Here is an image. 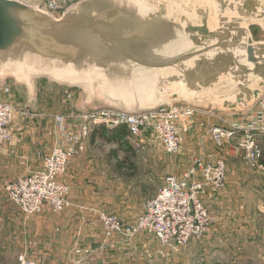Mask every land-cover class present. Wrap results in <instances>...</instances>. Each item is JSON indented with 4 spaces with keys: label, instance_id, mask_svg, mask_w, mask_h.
Returning a JSON list of instances; mask_svg holds the SVG:
<instances>
[{
    "label": "water",
    "instance_id": "95a60500",
    "mask_svg": "<svg viewBox=\"0 0 264 264\" xmlns=\"http://www.w3.org/2000/svg\"><path fill=\"white\" fill-rule=\"evenodd\" d=\"M255 24L264 29V0H78L58 15L0 0V88L27 87L32 112L40 79L82 88L83 109L98 99L139 113L184 100L247 111L264 94Z\"/></svg>",
    "mask_w": 264,
    "mask_h": 264
},
{
    "label": "rangeland",
    "instance_id": "374dc122",
    "mask_svg": "<svg viewBox=\"0 0 264 264\" xmlns=\"http://www.w3.org/2000/svg\"><path fill=\"white\" fill-rule=\"evenodd\" d=\"M37 1L40 2L42 0ZM30 3L37 4L36 2ZM250 27L251 33L256 40H264V29L260 25L255 24ZM248 80V84L251 87L257 88L259 86L260 82L254 79V76ZM10 81L12 80L7 81V85ZM7 85L2 87V89H6ZM81 92H84V90L80 87L55 84L54 88L49 89L43 86L40 96L44 98V110H39V116L33 117L31 108L22 109L27 110L30 113L29 116H24L21 113L20 116L17 113V116L20 117L17 121L29 123L36 122L35 120L38 119L37 121L43 125L44 132L47 135L43 143L41 142L42 153L48 154L59 147L65 138V132L67 133L71 130L78 131L80 129L83 122V120L80 121V118L85 114L84 110H87L86 113H88L109 108L107 106H100L103 104V101L97 99L94 100V105L84 104L83 109L85 95H81ZM99 93H101V89H99ZM263 102L264 94L247 111L214 113L205 108V106H199L197 102L188 103L180 100L179 103H175L177 104L175 106L194 107L197 111H200L192 124L194 125L192 131H184L185 129L181 131L182 136L184 135V150L176 154L160 152L155 158H151L149 162L151 166L146 164L137 166V154L130 147L131 150L129 152L126 153L124 151L125 153H120V155L121 157H126L128 159L126 162H129L132 167L120 170L118 169L117 162L113 161L111 162V166L114 168L107 169L102 174V164L105 163L102 161L104 158L100 156L102 154L109 155L113 147L100 142L99 146L92 147L89 152V155L93 154L96 156L92 165H87L86 167L82 162L83 160L80 162L79 173L76 175L78 177L73 187L75 188V192H79V197L76 200L83 204V206L89 205V207L104 208L107 212L115 213L119 217L121 215L118 211H111L109 207H120L122 209L127 204H131L137 208L135 212L138 218L143 213L145 204L155 197L153 192L155 181L160 185L170 174L182 175L185 170L193 165L196 157L205 156L201 153L202 151H206L207 153L210 150L212 151V141L214 140L211 130L213 128L245 120L247 117H250V112H253L254 108L257 109L260 103L262 104ZM98 106L101 108H93ZM60 116L65 118L63 122L57 120V117ZM224 141L226 142L223 146L224 151L222 152V156L225 157L227 162V179L225 186L221 190H214L208 195L206 194L207 197L214 195L208 203L205 196V202L211 211V222L208 230L204 234L192 238L188 245L180 250H173L160 243L157 244L150 239L147 243H144V237H137V264H264V176L249 166L239 138L230 139L229 136H226ZM75 155L72 154L69 157L68 168L71 158ZM209 161L213 160L209 159ZM41 162L42 164L38 169L42 168L43 159ZM74 162L77 161L75 160ZM38 165L39 162L30 163L31 167ZM0 170L3 171V175H9L15 174V172L21 169L20 167L12 168L11 162H6L0 164ZM148 177L153 180H148ZM63 180L68 183L64 177ZM89 182H93L94 186L92 184L89 185ZM138 185H141V188ZM72 190L74 191L71 186L68 204L64 211L62 213H54L48 210L47 213L50 216L64 220L68 219V208L72 204L70 198ZM2 191L4 192V189L0 190V198L3 196ZM4 195L6 197H2V200L0 199L1 214H4L2 208L5 206L2 203L11 202L5 192ZM107 204L108 206H104ZM81 212H84V210L76 211V213H79V216H83ZM121 212L133 213V211ZM89 213L93 218V232L95 236L101 235L102 226L98 223L99 218L96 211L89 210ZM121 219L124 221L123 218ZM66 228L69 229V227ZM67 232L65 230V233ZM100 240L101 238H97L92 243V246H88L94 251V255L85 264H117L112 260V255L111 259L108 260L110 257L109 251L100 249L102 246ZM143 243L146 247H143ZM7 245H9V242L1 239L0 234V264H20L19 258H7L5 252ZM16 246H20V243H16ZM74 259L75 253L71 260L74 261ZM73 261L71 264H73Z\"/></svg>",
    "mask_w": 264,
    "mask_h": 264
},
{
    "label": "built area",
    "instance_id": "2783aa9c",
    "mask_svg": "<svg viewBox=\"0 0 264 264\" xmlns=\"http://www.w3.org/2000/svg\"><path fill=\"white\" fill-rule=\"evenodd\" d=\"M24 1L36 2L48 11L61 14L78 0ZM0 93L8 97L0 98V153H3L14 141L12 124L16 114L20 112L29 116L30 113L19 110L12 98V86L3 88ZM198 113L200 111L194 107L183 106H164L139 113L113 108L90 111L82 115L83 122L78 131L65 132L61 145L43 155L42 168L9 180L5 183L4 192L27 219L48 210L62 213L71 192V186L63 180L69 157L85 151L93 127H126L131 148L138 156L146 158V146L153 142L166 153H180L183 150L181 131L185 124L190 126L196 120ZM57 120L63 122L65 118L60 116ZM229 125L211 130L216 146L223 148L226 136L230 139L239 138L249 166L264 176V102L250 112V117ZM226 179L227 162L223 156L213 161L207 160L205 156H198L182 175L170 174L166 177L155 197L145 204L143 213L134 223L123 221L115 213L93 209L98 215V223L102 226L101 236L104 240L117 237L130 240L145 234L154 237L163 246L180 250L192 238L208 230L211 211L205 202V196L211 191L221 190ZM74 253L73 264H85L94 255V251L85 246L76 248ZM19 260L20 264H39L24 255Z\"/></svg>",
    "mask_w": 264,
    "mask_h": 264
},
{
    "label": "crops",
    "instance_id": "0c3cea01",
    "mask_svg": "<svg viewBox=\"0 0 264 264\" xmlns=\"http://www.w3.org/2000/svg\"><path fill=\"white\" fill-rule=\"evenodd\" d=\"M54 85L55 83L50 85L49 81L46 79H40L38 81L37 112H31L33 117H38L40 114L38 113L39 110H44V98L40 96L43 86L52 89L54 88ZM7 86H12L13 88L12 98L15 100L17 107L20 110L27 108L25 106V98L28 92L27 87H24L22 91H19L13 79L10 81V83H8ZM0 98L8 99L6 94L2 93H0ZM18 114H20V112ZM17 119H20V117H18L16 114L15 120L12 124L14 141L6 147L3 153H0V164L11 162L12 168L20 167L21 170L15 172V174H9L10 176L8 174L3 175V171L0 170V190L4 189V184L9 180L17 178L18 176L26 175L30 171L38 169L42 164V157L45 154V152H41V144L47 135L44 132L43 125L37 121V118V120H35L36 122L29 123H22V121H17ZM192 124H190V126L185 125L184 131H192L194 126ZM108 130L105 127H93L91 131L92 135H90V138L88 139L85 151L78 153L71 158L69 168L64 176L65 180L68 181V183L72 186V189H74V191L72 190L70 197L72 204L68 208V219L64 220L52 217L47 213V211L43 215H38L36 217L27 219L23 216L18 207H16L10 201L7 203H2L5 204V206L2 208L5 215L0 213V234L1 239H4L5 242H9V245H7L5 248L7 258H20L24 255L28 259H34L38 261L39 264H71L73 261L71 259L74 256V251L76 248L80 246H92V243L96 241L97 238H101L100 241L102 242V246L100 249L110 252V257L108 260L111 259L112 255V260L117 264H137V237H144V243H147L150 239L159 244V242L154 237L145 234L137 235L130 240L123 239V237L104 240L101 236L102 234L95 236L93 232V218L91 217L89 210L92 211L93 209L98 208L94 206L89 207V205L83 206V204L76 200L79 197V192H75V188L73 187L78 177H76V175L79 173L81 166L80 162L83 160L82 162L86 167L87 165L91 166L96 156L93 154L89 155V152L91 151L92 147L99 146L100 142L107 146H112V150L118 146V140L120 141V138L118 136L115 137V134L110 133L109 137L107 136V138L100 137L99 134L101 131L107 133L106 131ZM125 139L126 137H124V140ZM212 147V151L210 150L208 153L206 151H200L205 155L207 160H214V158L216 159L217 157L222 156V152L224 151L223 148L217 147L214 141H212ZM146 148V158H142L137 155V166L140 164L151 166L149 164L151 158H155V156L160 152H165L160 146L154 144V142L153 144H148ZM112 150H110L109 155L102 154V156H100L101 158H104L102 161L105 163L102 164V174L104 173L103 171L114 168L111 166V162L113 161L117 162L118 169L120 170L132 167L129 162H123L125 157H121L120 155V153H125V150L119 149L116 154H113ZM75 160L77 162H74ZM31 162H39V165L36 167H31ZM148 180L153 179L148 177ZM91 184L94 186L93 182H89V185ZM161 184L158 185L156 181L154 182L153 192L155 195L157 194ZM86 185H88V183H86ZM138 187L141 188V185H138ZM2 193V197H6L3 191ZM212 196L206 198L207 203L210 201ZM2 197L0 198L1 200ZM104 206H108V204ZM109 208L111 211H118V213L121 215L120 217L128 223H134L137 220V214L135 212L137 211V208L134 205L127 204V206L122 209L120 207L117 208L113 206ZM101 209L106 211L104 208ZM77 210H84L85 213L81 212L83 216H79V213H76ZM121 211H133V213L130 214ZM66 227H69V229ZM59 229L60 231L58 232ZM65 230L68 232L65 233ZM16 243H20V246H16ZM144 243L143 247H146Z\"/></svg>",
    "mask_w": 264,
    "mask_h": 264
},
{
    "label": "trees",
    "instance_id": "16d2710c",
    "mask_svg": "<svg viewBox=\"0 0 264 264\" xmlns=\"http://www.w3.org/2000/svg\"><path fill=\"white\" fill-rule=\"evenodd\" d=\"M99 127H103V126H99ZM106 132L107 133H105V132L103 133L101 131V133L99 135L107 138V136L109 137L110 133H113V134H115V137L118 136L120 138V141L118 140V146L112 150L113 154H116L119 149L125 150L126 153L131 150V148H130L131 146H130V142H129V138H128L129 133H128V130L126 129V127L122 126V127L116 128V129L108 130ZM124 137H126L125 140H124ZM127 160L128 159L125 157L123 162H126Z\"/></svg>",
    "mask_w": 264,
    "mask_h": 264
}]
</instances>
